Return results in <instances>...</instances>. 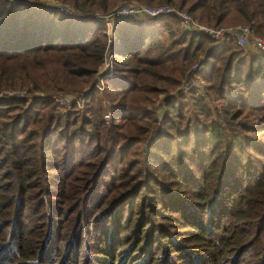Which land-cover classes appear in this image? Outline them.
Wrapping results in <instances>:
<instances>
[{
	"label": "trees",
	"instance_id": "16d2710c",
	"mask_svg": "<svg viewBox=\"0 0 264 264\" xmlns=\"http://www.w3.org/2000/svg\"><path fill=\"white\" fill-rule=\"evenodd\" d=\"M62 1L71 12L0 0V91L44 95L40 106L0 96V198L7 196L22 213L30 204L26 189L42 188V174L48 178L55 170L54 190L47 185V194L75 200L80 224L99 220L102 241L110 245L119 233H133L146 249L169 247L167 259L183 246L184 234L175 242L171 237L184 230L170 229L177 213L187 203L213 206L229 186L228 177L243 169L244 181L232 184L233 198L220 211L230 219L218 235L228 244L235 236L237 245L252 235L262 252L248 253L247 262L264 264V163H255L258 155L264 158V50L219 42L177 25L171 13L128 14L112 20L107 32L94 13L131 0ZM135 2L168 3L209 25L245 24L253 34H264V0ZM106 49L114 65L113 73L102 76L111 121L105 123L98 110L75 112L79 123L65 131L68 122L53 115L51 95L97 83ZM186 72L200 85L183 91ZM161 92L168 96L158 97ZM65 187L74 195L66 196ZM4 224L0 219V229ZM185 226L204 230L197 221ZM204 233L185 237L214 264L233 245L215 246ZM28 258L38 259V253ZM184 262L194 264L188 258Z\"/></svg>",
	"mask_w": 264,
	"mask_h": 264
},
{
	"label": "rangeland",
	"instance_id": "374dc122",
	"mask_svg": "<svg viewBox=\"0 0 264 264\" xmlns=\"http://www.w3.org/2000/svg\"><path fill=\"white\" fill-rule=\"evenodd\" d=\"M24 1H29L37 6L40 3L50 6L66 3L62 0ZM128 2H135V0ZM177 23L180 26L178 21ZM229 44L236 45L233 40H229ZM241 47L249 49L247 45ZM109 53L112 55L107 49L105 59L103 58V53V59L99 63L96 74L102 73L106 75L113 73V55L110 63V59L107 58ZM97 83L94 85L88 83L79 89L58 91L51 95L50 101L53 106L51 108L53 115H64L65 121L68 122L65 126V131L69 130L71 126L74 128L79 123L77 116L73 115L75 112L78 113L77 115L83 113L89 115L90 110H98L105 123H110L111 106L104 95V88H98ZM180 83V90L182 89L183 91L189 87L200 85L195 75L189 72H186ZM2 95H13V98L22 97L25 104L39 102L37 104L39 106L42 105L41 101L44 100L42 99L44 95L39 99L36 97L37 92L29 93L21 89L0 91V96ZM165 95L168 96L167 93L161 92L158 97L163 98ZM68 109L71 111L70 113L65 112ZM60 119L62 118L60 117ZM257 157L258 162L255 163L257 165L263 164L264 158L260 155ZM54 172L55 170L47 172L48 178H44L43 176L45 175L42 174V188L35 186L32 189H26L25 192L29 194L30 204L25 211L23 209L22 213L16 212L17 204L10 202L7 196H3L5 200L2 202L1 199L3 198H0V219L5 222L0 229V264H187L184 262L185 258H188L189 262H194V264H210V262H207L210 259L209 255L201 247L196 246L190 237H185L186 235L190 236L191 233H202L204 231H206L204 233L206 239L215 246L233 245L228 252L217 257L214 264H253L251 261L247 262V254L262 252L256 250L251 240L252 235H244L243 238H247L248 241L241 245L235 243V236H231L229 239L230 244H228L223 234L218 235L219 230L217 229L221 224L226 223L230 219V216L224 217L220 211L233 198V195L229 194L232 184L239 186L241 181H244L246 174L243 169H238L234 177H228L227 182L229 186L224 188L221 200L219 199L213 206L205 208L203 204L199 205L197 202H194L195 206L192 203H187L182 208L183 210L181 209L180 213H177V219L173 222L175 225L170 229L184 230L182 232H172L171 237L174 240L173 242H175L177 236L184 234L181 238L183 246L177 254L166 255L167 259H164L163 256L170 251L168 250L169 247L162 250L152 247L146 249L144 243L137 244L138 240L135 239L133 233H128L126 236L119 233L118 241L112 245H110V241L108 240L106 242L102 241V237L99 234L101 233L100 227L102 223L99 224V220L90 224H87L89 222L80 224V218L76 216V206H73L75 200L70 202V200L66 201L64 198L60 199L59 197L55 200L56 196L52 198L48 196V191L45 187L48 185L49 191L54 190L52 183V174ZM7 192L8 190H4V193ZM64 193L66 196L74 195L73 190L67 187H65ZM18 194L19 190L15 194L16 198L19 197ZM49 205L52 206L51 212L47 210ZM195 221L204 230L198 231L192 226L183 227V225L195 223ZM77 223H79L77 235L80 237H76L75 225ZM177 223H181V226L177 225ZM82 225H86L87 228H80ZM249 230L250 228H244L242 232H248ZM260 237H264V228L261 231ZM79 239L81 240L79 241ZM34 250L38 253V259L32 261L28 257ZM258 256L259 254L255 257Z\"/></svg>",
	"mask_w": 264,
	"mask_h": 264
},
{
	"label": "built area",
	"instance_id": "2783aa9c",
	"mask_svg": "<svg viewBox=\"0 0 264 264\" xmlns=\"http://www.w3.org/2000/svg\"><path fill=\"white\" fill-rule=\"evenodd\" d=\"M56 10L61 11L63 13L71 12V5L67 3L58 4L53 6ZM138 13L141 15L154 16L158 14L171 13L173 14L178 22L183 27H188L194 29L212 39H215L219 42H223L225 40H233L237 45L240 46H249L254 50H264V34L258 35L253 34L251 28L245 24H235V25H209L203 22H200L193 18L189 12L184 9H178L168 3H158V4H142L138 2H128L121 3L105 13L95 12L94 16L102 21H104L107 25V30L109 31V27L111 25L112 20H116L120 17H124L128 14ZM109 26V27H108ZM107 50V49H106ZM104 52L103 58L105 59ZM102 58V59H103ZM108 59L111 58L112 55L109 53L107 56ZM109 63V65H110ZM196 66L194 63L191 67L193 69ZM105 74H100L98 77L97 87H103L102 76Z\"/></svg>",
	"mask_w": 264,
	"mask_h": 264
},
{
	"label": "crops",
	"instance_id": "0c3cea01",
	"mask_svg": "<svg viewBox=\"0 0 264 264\" xmlns=\"http://www.w3.org/2000/svg\"><path fill=\"white\" fill-rule=\"evenodd\" d=\"M109 30H110V27H109ZM107 32H109V31H107Z\"/></svg>",
	"mask_w": 264,
	"mask_h": 264
}]
</instances>
